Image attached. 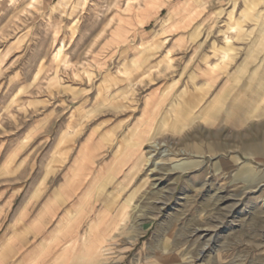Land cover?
Wrapping results in <instances>:
<instances>
[{"label": "rangeland", "instance_id": "obj_1", "mask_svg": "<svg viewBox=\"0 0 264 264\" xmlns=\"http://www.w3.org/2000/svg\"><path fill=\"white\" fill-rule=\"evenodd\" d=\"M154 5L0 0V234L93 180L98 264H264V0Z\"/></svg>", "mask_w": 264, "mask_h": 264}, {"label": "crops", "instance_id": "obj_2", "mask_svg": "<svg viewBox=\"0 0 264 264\" xmlns=\"http://www.w3.org/2000/svg\"><path fill=\"white\" fill-rule=\"evenodd\" d=\"M96 186L93 180L58 186L65 194L48 195L37 212L21 220L22 226L0 234V264H98V239L89 231L82 237L83 227L101 208L92 201Z\"/></svg>", "mask_w": 264, "mask_h": 264}, {"label": "bare ground", "instance_id": "obj_3", "mask_svg": "<svg viewBox=\"0 0 264 264\" xmlns=\"http://www.w3.org/2000/svg\"><path fill=\"white\" fill-rule=\"evenodd\" d=\"M35 2V1H34ZM141 2H143L144 4H145V8H149V9H160V7L159 6H157V5H154V2H155V0H141ZM150 3H152L150 6H152L151 8H150V6H148ZM145 159V158H144ZM142 160V159H141ZM146 160V159H145ZM145 160H144V162H145ZM141 162V161H140ZM142 165V164H141ZM77 168V167H76ZM73 176H75V175H73ZM99 229V228H98ZM111 231V230H110ZM101 232V231H100ZM103 232V231H102ZM85 255V254H84ZM85 257V256H84Z\"/></svg>", "mask_w": 264, "mask_h": 264}]
</instances>
